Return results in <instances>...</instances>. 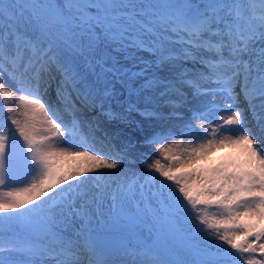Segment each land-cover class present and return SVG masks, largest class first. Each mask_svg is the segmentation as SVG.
Masks as SVG:
<instances>
[{
	"label": "snow or ice",
	"instance_id": "snow-or-ice-1",
	"mask_svg": "<svg viewBox=\"0 0 264 264\" xmlns=\"http://www.w3.org/2000/svg\"><path fill=\"white\" fill-rule=\"evenodd\" d=\"M49 257L264 264V0H0V264Z\"/></svg>",
	"mask_w": 264,
	"mask_h": 264
},
{
	"label": "bare ground",
	"instance_id": "bare-ground-1",
	"mask_svg": "<svg viewBox=\"0 0 264 264\" xmlns=\"http://www.w3.org/2000/svg\"><path fill=\"white\" fill-rule=\"evenodd\" d=\"M132 137H134V136H132ZM139 139V137L137 136V139H136V141ZM135 143V142H134ZM143 149V148H142ZM231 151H232V148H224L223 150H216L213 154H212V156H218L220 159L222 158V157H225L226 156V153H231ZM152 152V151H151ZM141 153V152H140ZM143 155H145V154H143ZM142 159H144V156H142ZM219 159V160H220ZM147 160H149V159H147ZM149 162H150V160H149ZM149 162H143L142 163V160L141 159H139L138 158V160H137V163H136V165L134 166L135 167V170L138 172V173H140V172H146L147 171V163H149Z\"/></svg>",
	"mask_w": 264,
	"mask_h": 264
},
{
	"label": "rangeland",
	"instance_id": "rangeland-1",
	"mask_svg": "<svg viewBox=\"0 0 264 264\" xmlns=\"http://www.w3.org/2000/svg\"><path fill=\"white\" fill-rule=\"evenodd\" d=\"M139 118L142 119V117H140L139 115H137V119H139ZM139 120H140V119H139ZM167 143H171V141H168V142H166L165 144H167ZM157 147H158V146H157ZM143 149H144V152H145V151H146V152L149 151V153L152 154V152H151L152 149H151V148H143ZM232 151L235 153V150H234V149H233ZM227 156H228V155H226L225 157H227ZM215 157H217V156H215ZM151 158L154 159V158H156V157L152 155ZM144 159H145V160H144ZM144 159L142 160V163L145 162V161H146V162H149V160H147L145 157H144ZM212 160L214 161V157L212 158Z\"/></svg>",
	"mask_w": 264,
	"mask_h": 264
}]
</instances>
